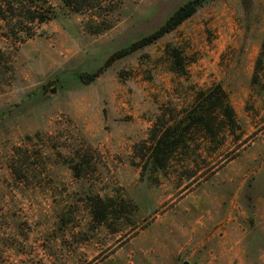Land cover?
I'll list each match as a JSON object with an SVG mask.
<instances>
[{
  "label": "rangeland",
  "instance_id": "rangeland-1",
  "mask_svg": "<svg viewBox=\"0 0 264 264\" xmlns=\"http://www.w3.org/2000/svg\"><path fill=\"white\" fill-rule=\"evenodd\" d=\"M189 1L114 0L101 35L81 13L0 19V264H264V0H212L105 65ZM218 85L237 122L223 146L198 133L167 169L145 164L154 124Z\"/></svg>",
  "mask_w": 264,
  "mask_h": 264
},
{
  "label": "trees",
  "instance_id": "trees-1",
  "mask_svg": "<svg viewBox=\"0 0 264 264\" xmlns=\"http://www.w3.org/2000/svg\"><path fill=\"white\" fill-rule=\"evenodd\" d=\"M212 0H192L180 6L168 19L152 34L147 35L132 45L112 54L106 64L126 56L140 48L154 44L159 39L174 31L182 22L193 16L197 10ZM58 9L53 7L51 0H0V19L11 24L12 28L21 24H42L54 21L60 17L69 16L72 13L84 14L82 25L84 31L90 35H101L115 26L114 0H59ZM175 70L184 74V66L180 56L174 55ZM264 67V42L261 46L260 57L256 61V73ZM97 76L96 74L92 77ZM185 115L178 121L170 122L162 116L159 122L150 129L148 141L143 145V153L140 156L143 162L150 164L154 169L164 170L171 163V158L180 150H189L191 137L203 134L207 140H215L219 134L223 135L222 141L216 145V149L223 146V141L229 135H233L237 122L235 112L231 107L223 88L218 85L201 91L195 97L194 105L184 111ZM222 118V126L216 127V117ZM187 154V153H186ZM145 168V167H144ZM94 207L91 209L93 220L104 223L110 215L109 208L103 204L100 198L92 199Z\"/></svg>",
  "mask_w": 264,
  "mask_h": 264
},
{
  "label": "water",
  "instance_id": "water-1",
  "mask_svg": "<svg viewBox=\"0 0 264 264\" xmlns=\"http://www.w3.org/2000/svg\"><path fill=\"white\" fill-rule=\"evenodd\" d=\"M184 264H189V263L185 262Z\"/></svg>",
  "mask_w": 264,
  "mask_h": 264
}]
</instances>
